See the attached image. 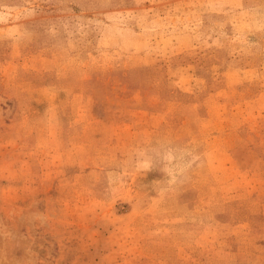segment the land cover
<instances>
[{"label": "rangeland", "instance_id": "rangeland-1", "mask_svg": "<svg viewBox=\"0 0 264 264\" xmlns=\"http://www.w3.org/2000/svg\"><path fill=\"white\" fill-rule=\"evenodd\" d=\"M0 264H264V0H0Z\"/></svg>", "mask_w": 264, "mask_h": 264}]
</instances>
